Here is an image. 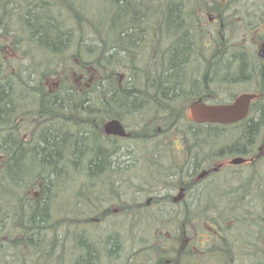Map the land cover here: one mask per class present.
Returning a JSON list of instances; mask_svg holds the SVG:
<instances>
[{
	"label": "rangeland",
	"instance_id": "rangeland-1",
	"mask_svg": "<svg viewBox=\"0 0 264 264\" xmlns=\"http://www.w3.org/2000/svg\"><path fill=\"white\" fill-rule=\"evenodd\" d=\"M11 1L15 3L19 0H0V4L9 7L13 12L15 7ZM217 1L221 3L226 1L222 10L223 19L222 21L214 19L216 22L210 23L207 22V18L197 19L191 15L190 7L183 0H75L74 6L80 16L77 22L70 19L64 22L59 10L53 14L46 13V21H50L51 24L59 21V27L50 28L53 31H60V37L55 39V44L61 42L59 48L61 55L53 60V68L42 78L38 79L30 72L31 66L27 57L13 55L11 46L5 42L6 37L0 35V88L5 86L10 97L31 110L40 104L55 112L83 111L81 105L94 114L112 115L116 111L127 110L115 107L111 101L125 98L124 92H131L134 89L139 81L137 73H132V78L125 80L124 89H120L108 104L102 102V92L106 86L103 80L93 85L94 87L87 88L85 86L87 78L79 75L81 72L78 69L66 68L74 58L71 49L81 38L83 45L95 53L100 47L98 34L106 31L117 40L125 34L134 37L138 45H146L147 49H151L159 69L176 70L184 87L188 83L195 84L202 78L209 82L210 87L212 80H215L214 84L232 85V78L241 76L247 77L245 84L240 83L235 88L231 86L232 89H237L238 92L242 91L241 88L254 89V85L251 84L256 83V78L248 83L250 79L248 77L257 75L259 68L264 67V58L260 59L256 53L257 38L250 35L252 28L260 20L255 15V6L252 5L255 1ZM22 5L27 11H33L39 9L36 6L39 5V0L22 1ZM10 17L11 12H8L6 26L9 33L6 31V34L14 36V30L18 25L15 17L13 23ZM35 24L38 23H31V28L35 27ZM45 31L46 29H41L39 32L45 35V43L51 44ZM45 49L50 48H46L45 45ZM115 56L126 58V54L121 51ZM64 66L66 69L63 76L67 75V83L60 84L61 78L57 74L62 73ZM15 69L18 70V78L20 76L22 81L20 83L18 81V87L14 90L15 77L11 76V72ZM255 88L257 89L256 84ZM206 91L199 95L207 102L206 99L209 100L207 94L210 93ZM225 94L227 95L225 100H230L232 92ZM222 95L219 94L218 98ZM135 100L136 107L145 102V99L138 95ZM176 116L166 117L164 122L159 124V129L149 127V130L142 133L143 138L140 136L132 139L119 135H105L103 128L98 131L97 136L92 135L90 132L95 131V128L90 125L81 126L60 120L41 123L40 126L33 128L41 130L37 135L35 149L43 152L47 150L49 146L46 147L45 139L49 137V133H58L57 131L63 138L70 136L79 141L83 139L87 148L82 154L75 150L74 146L70 148L72 145L70 143L66 150V156L69 157L67 160L57 158L53 161L38 160L34 157L33 160L36 162L34 164L31 159L32 146L28 144L26 135L22 132L27 123L18 129L11 121L0 122V129L4 132L0 133V153L18 154L16 158L2 161L0 175L6 176L10 184L18 190L34 187L39 181L44 188L42 197L44 209L38 212L35 210L34 201L40 196L38 192L34 199L24 198L18 212L6 203L4 194L0 192V264H23L22 251L28 257L35 258L37 264H126L121 252L116 248L117 245L108 236L110 233L107 234L106 227L102 225L103 221L94 223L92 208L77 198L71 200L69 195L78 187L82 193L100 194L102 197L106 194L110 197L117 193L120 198L115 195L117 199L115 204L110 206L111 209L119 207V200L120 203L136 204L144 201L147 191L153 192L154 185H157L148 182V179L153 178V172L159 169L169 171L173 164H181L183 161L182 151L177 149L179 144L173 142L178 132L180 133L182 124L180 116ZM250 127L249 122L242 123L235 139L237 141L234 152L241 151L246 154L241 155L245 156L244 158L261 154L264 149V115L257 116L254 131H249ZM167 132L171 133V136ZM256 132L257 137L254 135ZM83 133H87L88 137H79ZM4 139L8 141H1ZM159 140L163 142H160L159 149H156ZM98 149L104 150L111 157L109 156L107 165L103 164L94 169L90 161L94 159L95 151ZM183 153L185 154L184 150ZM260 164L264 165V151ZM43 172L45 179L41 174ZM165 224V227H168V223ZM19 234L23 235L20 241H10L12 236ZM150 241L145 234L137 239L136 245L145 247ZM166 241L169 245V239ZM153 242L154 240L151 241ZM140 250L142 248H139L136 259L141 257ZM92 254L96 256L95 260L90 257ZM122 254L124 255L123 252ZM88 256L89 259L85 260ZM143 261L141 257L140 264H145ZM147 264L153 263L148 261Z\"/></svg>",
	"mask_w": 264,
	"mask_h": 264
},
{
	"label": "trees",
	"instance_id": "trees-1",
	"mask_svg": "<svg viewBox=\"0 0 264 264\" xmlns=\"http://www.w3.org/2000/svg\"><path fill=\"white\" fill-rule=\"evenodd\" d=\"M22 1L27 0H19L15 3L11 1V4L13 3V7H15H12L14 9L13 12L9 10V7L0 4V35L6 37L5 42L11 46L15 57H27L32 70H30V72L39 79L42 78L47 71L49 72L53 68V60L59 58L61 55V49H59L61 48V42L55 44V39L60 37V31H53L50 28L59 27V21L52 24L50 21H46V13L53 14L59 10L60 16L64 22L68 19L77 22V19H80V16L74 6L75 0H39V5H36L39 9L33 11H27L25 6L22 5ZM186 2L188 3V0H186ZM209 2H211V0H191L189 12L191 15L196 14L194 10L200 5L205 6L203 7L205 9L201 12L202 14L205 13L204 11H206V8L213 10L214 8L208 5ZM22 10L31 13L33 16L25 21V23L16 22L18 28L16 27L14 30V36H9V34H6V31L9 33V29L6 26L8 12H11L10 19L13 23V17L16 18L17 14ZM31 23L38 24H35V27L31 28ZM45 26L49 27L46 28ZM41 29H46L45 34L48 33L49 40L52 42L51 44H48L47 42L45 43V35L40 34L39 32ZM98 36L100 44L99 50L95 53L90 52L86 46L83 45L81 38L71 49V52L74 53V58L66 68H72L74 70L78 69L81 72L78 74H82L83 77L87 78L85 81V86L87 88L94 87L93 85L103 80L106 86L102 92V102L108 104H110L108 101H110L111 98L114 99V95L120 91V89H124L125 80L130 77L132 78V73H137L139 81L134 89L131 92H124L125 98H120L118 100L114 99L115 101H111L114 103L115 107L127 110L116 111L112 115H109L108 113L94 114L88 111V109H85L81 104V110L83 111H75L73 113L66 111H50L49 108L44 106V104H40L38 107L31 110L25 105L17 103L13 97H10L5 86L0 88V122L11 121L13 126L18 129L20 126L27 123L22 132L26 135V141L28 144L32 146L31 150L33 149V155L31 157L32 164L36 163L35 160H33L34 157L38 160L48 159L53 161L56 158L64 159V161L67 160L69 157L66 156V150L70 143H72L70 148L73 146L75 148L78 147L79 153L83 154L85 152L87 144L86 142H83V139H81L82 141H79L70 136H65L63 138L59 131H57L58 133H49V137L45 139L46 147L49 146L47 150L43 152L34 148L37 146V135L40 134L41 131L37 128L34 130V126L37 127L40 126L41 123H50L55 122L56 120L81 126L90 125V127L95 128V131L92 130L90 133L97 136L98 131L102 129L103 123L108 119L116 117L129 128L133 137L138 138L140 136L143 137L144 134L142 133L149 130V127L159 129V124L163 123L166 117L177 115L176 117L180 116L182 121L180 133L178 132L177 135L182 139L187 150H189V146L197 145V147H199L204 143L203 141H206V143H209L210 148L215 147V151L220 154H222L221 152H224L222 144H227L229 140L218 139L216 140V146L211 143V141L215 139L213 134L215 135L219 131H223L222 129L219 130L217 127L213 128L209 126L195 125L185 117L188 100H191L192 97L199 96L195 84L188 83L185 85V88L183 82L178 75H176V70L167 72L156 71L150 59L149 48L147 49L146 45H138L134 37L122 34V37L117 40L106 31L100 32ZM45 45L46 48L49 47L50 49H45ZM119 51L126 54L125 59L115 56ZM67 53L68 52H66V54ZM66 68L64 66L62 73L57 74L60 75L61 78L60 84L67 83V75L65 77L63 76ZM262 69H264V67L259 68L256 75V85L264 92V72L262 73ZM11 73V76L15 77V90L18 87V81L20 83L22 80H20V76L18 78L17 69L13 70ZM81 90L86 91L85 89ZM137 95L143 97L145 102L136 107L135 98ZM128 107H132V109L130 108L131 110H129ZM261 111V115H264V107L261 108ZM0 133L2 134L4 132L0 129ZM84 135H87V133H83L79 137L82 138ZM86 137H88V135L85 136V138ZM35 138L36 141H34ZM1 141L6 142L8 139ZM194 141H196L197 144ZM17 155V152H10L9 154L7 152L5 154L0 153V168L3 165L2 161L6 162L8 158L13 159L16 158ZM109 156L110 154H107L104 150H96V158L94 157V159L90 161L91 167L97 169L98 167L103 166V164L107 165V162H109L111 157ZM71 162H73V159ZM41 174L45 179L44 172ZM65 176L67 177L69 175ZM55 177L58 178L56 174ZM42 186V183L39 181L34 187L19 188L20 190H18L10 184L6 176L4 177L2 174L0 175V192L4 194L7 200L6 203L17 212L20 211L19 206L22 203V200L28 197L29 199L36 198L35 195L37 192L40 196L38 199L34 200L35 210L38 212L44 209V204H42L44 188ZM79 189L80 187L75 188L69 195L71 200L73 198H77V200L80 198L87 206H90L92 210L98 202V205L101 208L100 210H93L95 218H93L92 221L94 223L103 221L102 225L105 227L106 224H104V222L113 221L114 226L106 228L107 234L110 233L108 236L112 238L114 244L117 245L116 248L121 252L126 264H140V262L135 261V257L139 254V251L136 249L138 237L145 234L148 237L152 235L156 236V232L162 229L157 228V226L154 227L155 214H153L152 209H150V207L146 208V206L144 209H140V207L136 208V205L132 204H122V206L119 203L118 212L112 214L111 210L108 209V205H106L105 210H101L103 208L101 204L104 201L106 202V200L100 194L92 195L89 192L82 193ZM87 202L90 203L88 204ZM120 217H123L121 222L116 223ZM22 236V234L12 236V240L10 241H20L19 239ZM21 256L23 264H37L35 258L28 257L23 251L21 252Z\"/></svg>",
	"mask_w": 264,
	"mask_h": 264
},
{
	"label": "flooded vegetation",
	"instance_id": "flooded-vegetation-1",
	"mask_svg": "<svg viewBox=\"0 0 264 264\" xmlns=\"http://www.w3.org/2000/svg\"><path fill=\"white\" fill-rule=\"evenodd\" d=\"M225 5V2H215L212 11L207 8L204 11V19L207 18V22L210 23L216 22L215 18L221 20V13L216 10H221ZM255 15L257 16L256 10ZM200 17L201 15L198 19ZM259 18L250 32L251 37L257 38V54L264 46V15H260ZM258 56L260 57L259 54ZM240 78L241 76H235L232 78V85L224 86L221 83L214 84L215 80H212L210 87L204 78L195 82L198 93L209 88L206 91L210 93L207 94L209 100H206L213 104L233 101L241 94L256 96L250 101L246 116L238 121L228 124L194 123L205 127H217L219 130L229 127L232 132L225 137L232 140L229 144H222L224 152L220 154L214 150L204 160L194 159L193 156L199 150L197 145H192L189 146L188 154H184L181 164H173L169 171L159 169L153 172V175L164 173L171 178L170 182L159 183L160 185L153 187V189L165 187V191H159L156 196H152L151 190H148L144 195V199L147 197L148 200L140 202L141 204L154 202L150 209L155 214V227L164 228L165 223H168L169 235L167 233L166 235L170 238V244L159 245L156 264H264V165L260 164L264 149L261 154L246 158L247 161L242 164L229 163L233 156L246 155L241 151L234 152L236 135L244 122H249L251 125L249 131H254L257 116H261V108L264 107V92L255 88L256 83L251 84L254 85V89L241 88L240 92L237 89L233 90L232 87L235 88L247 81V77ZM248 78H250L248 82H252L255 76ZM225 92H232V97L228 101L225 100L227 96ZM219 94L223 95L218 98ZM202 97L199 95L188 100L187 110L195 101L208 104ZM258 105L260 106L257 107ZM185 117L190 120L187 113ZM252 134L253 132L249 135ZM256 134L258 133H254L257 137ZM215 135L213 134L214 137ZM178 149L183 151L184 146L179 145ZM148 182L153 184L152 179H148Z\"/></svg>",
	"mask_w": 264,
	"mask_h": 264
},
{
	"label": "water",
	"instance_id": "water-1",
	"mask_svg": "<svg viewBox=\"0 0 264 264\" xmlns=\"http://www.w3.org/2000/svg\"><path fill=\"white\" fill-rule=\"evenodd\" d=\"M259 55L264 58V47ZM255 96L252 94H243L230 104L207 105L201 101L193 102L189 107L188 117L197 123H232L244 118L247 114L248 105ZM105 132L114 135H125V131L118 120H112L105 125ZM244 160L236 157L230 162L240 164Z\"/></svg>",
	"mask_w": 264,
	"mask_h": 264
},
{
	"label": "bare ground",
	"instance_id": "bare-ground-1",
	"mask_svg": "<svg viewBox=\"0 0 264 264\" xmlns=\"http://www.w3.org/2000/svg\"><path fill=\"white\" fill-rule=\"evenodd\" d=\"M34 8H36V6L34 7ZM33 15L31 14V13H28L27 11H25V10H22L20 13H18L17 14V16H16V18H15V22H17V23H21V22H24L25 23V21H27L28 19H30L31 17H32ZM260 105H258L257 107H259ZM174 134H177V133H175V132H173ZM167 134L169 135V136H171V133H169V132H167ZM228 134H231V131H228V132H223V131H219L216 135H215V139L213 140V141H211V143L213 144V145H215L216 144V140H218V139H222L223 137H225V136H227ZM85 136H87V135H84V137L83 138H85ZM160 142H163L162 140H159L158 142H157V144H156V149H159V147H160V145L161 144H159ZM204 143H202L199 147H198V152H196L195 153V156H193V158L195 159V158H197V159H199V160H204L206 157H209L213 152H214V150H215V147H212V148H210L209 147V143H206V141H203ZM210 142V141H209ZM212 145V146H213ZM216 146V145H215ZM75 150H78V147L75 149ZM74 150V151H75ZM110 150V149H109ZM206 150V151H205ZM237 152H239V151H237ZM195 163V162H194ZM179 174V173H178ZM177 174V175H178ZM167 174H164V173H156V174H154L153 175V178H152V182L153 183H157V184H159V183H168V182H170L171 181V178H169V177H167L166 176ZM160 185V184H159ZM159 191H165V187H158V188H156V189H154V191L153 192H151V195L152 196H156L157 194H158V192ZM118 196L117 194H112L110 197H109V194H106V195H104L103 196V198H105V200H106V202L104 201V202H102L103 203V208L101 209V210H105V208H106V205H108V209H110L111 210V212L115 209H111V205H113V204H115V200L117 199V197L116 196ZM119 197V196H118ZM78 200H80L81 202H83V203H85L84 201H82L80 198L78 199ZM90 202H91V200H90ZM90 202H87L88 204L90 203ZM119 202H120V200H119ZM106 203V204H105ZM152 203L154 204V202L152 201ZM149 204V203H138V204H136V208L137 207H140V209H144V207L146 206V208H148V207H150V206H152L153 204ZM86 204V203H85ZM119 204V203H118ZM88 207H90V206H88ZM134 207V208H135ZM91 208V207H90ZM100 206L98 205V202H97V205L95 206V208L93 209V210H95V209H99L100 210ZM93 210H91V212H92V214H93V218H95V213H94V211ZM123 217H120L118 220H117V222L116 223H119V222H121V219H122ZM104 224H106V228H107V221L106 222H104ZM108 225L111 227V226H114V222L113 221H109L108 222ZM139 238V237H138ZM152 247H153V249H157L158 247H159V243L158 242H155L153 245H152ZM145 254H149V252H147V251H145L142 255H141V257H142V259H144V263L145 262H148L149 260H152V257H150L149 258V256L148 255H145ZM93 255V254H92ZM91 257V259H93V260H95L96 259V256H90ZM141 257H138V259H136V257H135V261H137V262H140V259H141ZM89 259V256H88V258L87 259H85V260H88ZM134 261V262H135Z\"/></svg>",
	"mask_w": 264,
	"mask_h": 264
}]
</instances>
